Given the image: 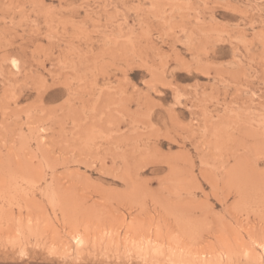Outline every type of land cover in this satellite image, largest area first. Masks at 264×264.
I'll return each mask as SVG.
<instances>
[{
  "label": "rangeland",
  "instance_id": "obj_1",
  "mask_svg": "<svg viewBox=\"0 0 264 264\" xmlns=\"http://www.w3.org/2000/svg\"><path fill=\"white\" fill-rule=\"evenodd\" d=\"M263 244L264 0H0V264Z\"/></svg>",
  "mask_w": 264,
  "mask_h": 264
},
{
  "label": "bare ground",
  "instance_id": "obj_2",
  "mask_svg": "<svg viewBox=\"0 0 264 264\" xmlns=\"http://www.w3.org/2000/svg\"><path fill=\"white\" fill-rule=\"evenodd\" d=\"M77 236V235H76ZM75 236V237H76ZM79 236V235H78ZM82 235H80L79 237H78V239L77 240H75V241H78V242H80L81 243V241H82V237H81ZM74 241V242H75ZM86 242V241H85ZM147 242V241H146ZM153 242V241H152ZM82 243H84V241L82 242ZM86 244V243H85ZM145 245H147V243H145ZM78 246H79V244H78ZM83 246V245H82ZM80 248V247H79ZM143 248V247H142ZM148 248V247H147ZM264 248V244L262 245V249ZM53 250V249H52ZM142 251H143V249H142ZM202 256H204V255H202ZM203 259H204V257H203ZM29 261V260H28ZM7 262H9V261H7ZM13 262V261H12ZM18 262V261H17ZM19 263V262H18ZM32 263V262H31ZM54 263V262H53ZM2 264H3V262H2ZM10 264V263H9ZM22 264V263H21ZM35 264H37V263H35ZM143 264V263H142Z\"/></svg>",
  "mask_w": 264,
  "mask_h": 264
}]
</instances>
